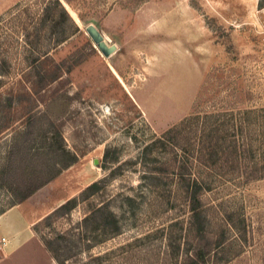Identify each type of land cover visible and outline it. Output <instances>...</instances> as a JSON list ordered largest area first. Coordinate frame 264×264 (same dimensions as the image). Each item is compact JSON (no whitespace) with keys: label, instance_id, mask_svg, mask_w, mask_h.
I'll return each mask as SVG.
<instances>
[{"label":"rangeland","instance_id":"374dc122","mask_svg":"<svg viewBox=\"0 0 264 264\" xmlns=\"http://www.w3.org/2000/svg\"><path fill=\"white\" fill-rule=\"evenodd\" d=\"M17 208L26 264L43 241L56 264H264V0H0V219Z\"/></svg>","mask_w":264,"mask_h":264},{"label":"crops","instance_id":"0c3cea01","mask_svg":"<svg viewBox=\"0 0 264 264\" xmlns=\"http://www.w3.org/2000/svg\"><path fill=\"white\" fill-rule=\"evenodd\" d=\"M62 3L65 7H67V4L65 2H62ZM99 32L101 33L103 40L107 45H111V44L114 45V50L109 55L116 52V50L118 49L117 43L116 42H109L110 40L107 37L105 38V35L101 31H99ZM91 44H92V42H91ZM107 67L109 68V70H111V68H112L111 71L113 73H115V75H116V72H115L113 66H111V64H107ZM6 211L2 212L3 214L5 213V215H3L0 219V234H4L10 238L12 243L9 245V243H8L9 241L8 242L6 241L7 246L9 245V247L6 249V253L11 254V252L16 251V248L19 246V245H17L16 247L12 248L13 244H16L22 238L23 230H24L23 229L24 219H23V216H21L18 208L10 210L7 213V215H6ZM29 238H30V236L27 237V239H29ZM6 240H7V238H6ZM32 240H33V242H35L34 244H36V241L34 239H32ZM27 245H25V247L23 246L24 248L22 249V251H20V250L16 251L14 253V255H12L11 257L6 258V255L4 257H2L0 260V264H8V263L9 264H26L20 257L16 256V254H18L19 252H27V253H30V255L32 256L31 253L33 252V248H32V246H30L28 248ZM36 248L38 250V257L40 259L38 258L37 260H33L35 262V264H56L55 261L53 260V258L51 257V255L49 254V252L45 249V247L42 244L38 243L36 245ZM31 256H28V258ZM15 261H16V263H15Z\"/></svg>","mask_w":264,"mask_h":264},{"label":"water","instance_id":"95a60500","mask_svg":"<svg viewBox=\"0 0 264 264\" xmlns=\"http://www.w3.org/2000/svg\"><path fill=\"white\" fill-rule=\"evenodd\" d=\"M84 32L101 55L108 56L113 51V46L104 42L101 33L93 25H87L84 28ZM93 161L96 162L95 159Z\"/></svg>","mask_w":264,"mask_h":264},{"label":"trees","instance_id":"16d2710c","mask_svg":"<svg viewBox=\"0 0 264 264\" xmlns=\"http://www.w3.org/2000/svg\"><path fill=\"white\" fill-rule=\"evenodd\" d=\"M65 1L68 3V0H65ZM94 185H95V183H91L85 189L94 188L95 187ZM27 186L28 187L25 189V191L17 198L18 201L21 200V199H23V198H25L29 194H31L39 185H33V184L30 185V184H28ZM192 196L193 197H191V203H192L191 204V211L193 213V211L195 210V204L198 203V200L196 199V197H194V194L193 193H192ZM17 200H16V202H17ZM16 202L14 201L10 206L14 205ZM71 202H72L71 199H67L64 203H62V204L59 205V208L60 209L61 208H69L71 206ZM2 211H4V210H2ZM95 211H97V212L100 211V208L95 209ZM43 244H44L45 248L50 251L48 244L46 242H44V241H43ZM58 264H60V262H58Z\"/></svg>","mask_w":264,"mask_h":264},{"label":"bare ground","instance_id":"6f19581e","mask_svg":"<svg viewBox=\"0 0 264 264\" xmlns=\"http://www.w3.org/2000/svg\"><path fill=\"white\" fill-rule=\"evenodd\" d=\"M66 8H68V7H66ZM68 10H69V13H70V15H71V17L73 18V20L75 21V22H80V20L77 18V16L68 8ZM87 25H89V24H87ZM86 25V26H87ZM91 25H93V24H91ZM80 26V25H79ZM85 26V27H86ZM94 26V25H93ZM95 27V26H94ZM112 46H113V50H114V45L113 44H111ZM110 54V53H109ZM118 79L120 80V78L118 77ZM120 82L122 83V81L120 80ZM123 84V83H122Z\"/></svg>","mask_w":264,"mask_h":264},{"label":"built area","instance_id":"2783aa9c","mask_svg":"<svg viewBox=\"0 0 264 264\" xmlns=\"http://www.w3.org/2000/svg\"><path fill=\"white\" fill-rule=\"evenodd\" d=\"M5 238L4 237H0V249L1 247L5 244Z\"/></svg>","mask_w":264,"mask_h":264}]
</instances>
